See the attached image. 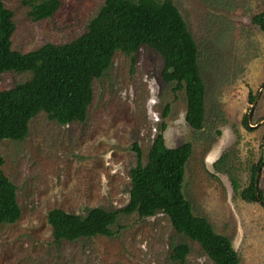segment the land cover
<instances>
[{"label": "rangeland", "instance_id": "1", "mask_svg": "<svg viewBox=\"0 0 264 264\" xmlns=\"http://www.w3.org/2000/svg\"><path fill=\"white\" fill-rule=\"evenodd\" d=\"M172 1L197 46L206 90L204 126L195 130L186 123L185 93L162 80L163 60L155 50L116 51L109 68L92 80L84 121L62 125L39 111L22 139L0 140L2 170L16 187L21 211L14 223L0 225V264H215L162 212L119 213L112 236L53 238L46 218L52 208L85 215L92 207L127 204L130 169L146 162L161 121L167 147L191 143L181 191L193 213L230 238L238 264H264V203L244 201L231 184L232 177L240 189L246 186L263 158L264 33L251 17L264 10V0ZM103 2L60 0L52 17L32 20L23 0H4L15 24L11 47L27 52L71 41L86 31ZM29 77L30 72H4L0 90ZM250 95L257 100L249 124L261 123L248 129L243 121L254 101ZM258 186L264 201V163ZM178 243L189 248L183 262L171 257Z\"/></svg>", "mask_w": 264, "mask_h": 264}, {"label": "trees", "instance_id": "2", "mask_svg": "<svg viewBox=\"0 0 264 264\" xmlns=\"http://www.w3.org/2000/svg\"><path fill=\"white\" fill-rule=\"evenodd\" d=\"M32 20L50 18L60 0H23ZM251 22L264 33V10L252 15ZM15 30L13 13L0 0V78L7 71L30 72V77L0 90V140L22 139L30 119L39 111L59 124L82 122L92 99V80L109 68L116 51L133 54L141 46L155 50L163 60L161 78L183 90L186 98L185 121L195 130L205 122L206 90L197 63V46L185 21L172 0H104L90 19L84 33L65 43L47 42L38 48L20 52L11 47ZM255 95H250L252 102ZM168 105L163 117L168 113ZM244 126L250 128L244 117ZM161 121L144 164L130 169L129 200L124 207L106 210L88 209L85 215L52 208L47 222L56 242L74 241L96 235L112 236L111 226L119 213H136L139 217L157 212L167 215L178 232L196 241L215 264H238L239 256L227 235L214 231L203 216L193 213L181 191L184 166L192 146L184 142L167 147ZM134 150L140 156L137 144ZM221 155L214 166L223 163ZM262 157L252 167L250 180L240 189L231 177L232 189L246 202H255L254 176ZM0 155V225L14 223L20 217L16 187L2 170ZM215 176V175H213ZM261 200L262 191L258 186ZM188 246L178 243L171 257L184 261Z\"/></svg>", "mask_w": 264, "mask_h": 264}, {"label": "water", "instance_id": "3", "mask_svg": "<svg viewBox=\"0 0 264 264\" xmlns=\"http://www.w3.org/2000/svg\"><path fill=\"white\" fill-rule=\"evenodd\" d=\"M262 87H264V84L261 85L259 88H262ZM256 100H257V97H255L254 101L251 103L250 109H249V111H248V113H247L246 121H247V124L249 125V127H250V126H252V127H253V126H257L259 123H261V122L259 121V122L256 123L255 125H250V124H249V123H250L249 121H250V118H251V114H252V111H253V107H254V105H255V103H256ZM262 151H263V158H262V161H261L260 165H259L258 168L256 169L255 176H254V184H255V198H256V200L259 201V202H261V203H264V201L261 200V199L259 198V195H258V179H259V172H260V170H261V166H262V164L264 163V138H263V142H262Z\"/></svg>", "mask_w": 264, "mask_h": 264}]
</instances>
